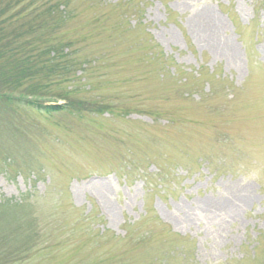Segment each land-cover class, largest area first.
<instances>
[{"label": "rangeland", "instance_id": "374dc122", "mask_svg": "<svg viewBox=\"0 0 264 264\" xmlns=\"http://www.w3.org/2000/svg\"><path fill=\"white\" fill-rule=\"evenodd\" d=\"M46 2L76 106L0 104V264H264V0Z\"/></svg>", "mask_w": 264, "mask_h": 264}, {"label": "trees", "instance_id": "16d2710c", "mask_svg": "<svg viewBox=\"0 0 264 264\" xmlns=\"http://www.w3.org/2000/svg\"><path fill=\"white\" fill-rule=\"evenodd\" d=\"M6 1L0 0V88L11 85L14 91L12 93L17 92L20 95L15 97L11 94L0 93L1 106L10 107L11 109L24 106L37 112H43L46 115L59 114L75 109L76 105L70 89L63 90L57 95V97L64 100L65 104L63 106H45L44 102L39 101L42 96L37 95L45 94L43 90L49 85L45 83L51 77L62 79L57 82V85L64 80H70V76L74 72V64L69 61L70 55H68L67 50L73 43L71 42L72 45L49 46L37 53L34 47L28 48L27 51L18 43L24 36H30L45 29V25L49 26V23L56 18L63 22L68 13L58 9L55 5H50L48 2H46L48 4L44 8L40 9L39 6H34L36 0H28V4L22 8L19 7H21L23 0H11L3 5V2ZM140 8H142L141 3ZM9 12H12V14L7 16ZM29 15L31 17L27 21L8 30L7 22L19 18L23 20ZM36 77H44L46 81L30 82L28 88L20 89L22 79L33 80ZM22 93L30 94L34 98L28 100L26 97H22ZM100 111L107 113L108 107L102 106L99 109Z\"/></svg>", "mask_w": 264, "mask_h": 264}]
</instances>
